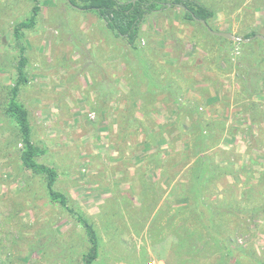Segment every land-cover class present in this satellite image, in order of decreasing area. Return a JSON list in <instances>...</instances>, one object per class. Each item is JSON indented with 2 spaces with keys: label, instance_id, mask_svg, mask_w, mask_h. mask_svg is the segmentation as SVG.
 <instances>
[{
  "label": "rangeland",
  "instance_id": "obj_1",
  "mask_svg": "<svg viewBox=\"0 0 264 264\" xmlns=\"http://www.w3.org/2000/svg\"><path fill=\"white\" fill-rule=\"evenodd\" d=\"M197 1L211 29L264 35V0ZM38 3L19 99L54 188L98 235L93 264H264V41L174 5L131 45L68 0ZM32 5L0 0V264H81L84 229L23 166L5 112Z\"/></svg>",
  "mask_w": 264,
  "mask_h": 264
},
{
  "label": "trees",
  "instance_id": "obj_2",
  "mask_svg": "<svg viewBox=\"0 0 264 264\" xmlns=\"http://www.w3.org/2000/svg\"><path fill=\"white\" fill-rule=\"evenodd\" d=\"M69 0L68 3L85 11L94 12L104 23L106 29L112 32L116 37L126 39L131 45H134L140 30V25L146 16L159 10H165L170 6L182 8V17L185 20L204 19L208 24L213 17V10L197 0ZM40 6L38 0H33V5L29 15L16 22L12 27V35L15 46L18 50L16 64V79L9 87L5 112L15 123L21 139V149L19 158L24 167L44 178L47 197L55 205L63 208L67 214L72 217L85 232L88 247L81 256V264H93L99 255V238L89 222V220L69 204L66 194L56 190L54 184L57 178V170L43 162H39L38 157L41 150L36 146L32 139L31 123L28 117V111L25 105L20 101L19 94L22 85H26L28 78L26 75V65L28 58L25 54V46L21 42L22 31L32 29L37 22ZM256 34L255 31L245 33L242 38H249ZM228 42L230 40L227 39ZM203 213V211H202ZM201 213V215H202ZM237 259H247V264H255L249 257L238 250L232 251Z\"/></svg>",
  "mask_w": 264,
  "mask_h": 264
},
{
  "label": "water",
  "instance_id": "obj_3",
  "mask_svg": "<svg viewBox=\"0 0 264 264\" xmlns=\"http://www.w3.org/2000/svg\"><path fill=\"white\" fill-rule=\"evenodd\" d=\"M168 6H170V5H168ZM73 7L78 8L75 5H73ZM194 19L200 21L208 29L209 32H211L212 34L217 35V36H221V37H224V38H227V39H230V40H235V41L249 40V39L258 37V38H260L261 40L264 41V35L263 34H259L258 33V34H255L252 37H249V38H242V37L234 35L233 33H230V32L213 30L207 25V23H206V21L204 19H198L195 16H194Z\"/></svg>",
  "mask_w": 264,
  "mask_h": 264
}]
</instances>
